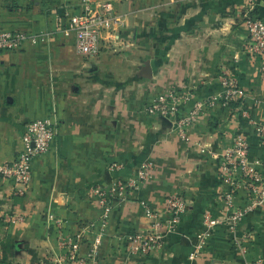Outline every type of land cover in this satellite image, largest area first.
<instances>
[{
    "label": "crops",
    "instance_id": "0c3cea01",
    "mask_svg": "<svg viewBox=\"0 0 264 264\" xmlns=\"http://www.w3.org/2000/svg\"><path fill=\"white\" fill-rule=\"evenodd\" d=\"M76 3L0 0V29L52 33L47 42L0 51V162L18 152L27 121L51 116L55 122L52 142L32 158L26 184L0 176V264H73L59 236L74 239L79 255L87 253L100 213L89 189L132 177L144 162L147 177L113 201L93 264H240L224 224L228 211L215 155L240 133L249 158L264 161V138L251 125L264 124V77L259 60L244 51L242 0H109L121 18L112 38L118 53L105 49L95 56L79 55L58 32ZM252 13L264 20V6L256 4ZM222 68L242 93L228 106L214 100ZM166 88L189 93L177 115L194 102L205 104L185 128L186 139L170 120L143 113ZM112 163L119 167L109 169ZM172 192L186 206L173 231L160 248L130 252L125 236L146 232L152 221L139 202L163 219V198ZM242 195L234 199L238 206ZM204 212L216 222L189 259L205 230ZM48 213L60 229L45 220ZM238 232L247 260L264 264V204L244 216Z\"/></svg>",
    "mask_w": 264,
    "mask_h": 264
},
{
    "label": "built area",
    "instance_id": "2783aa9c",
    "mask_svg": "<svg viewBox=\"0 0 264 264\" xmlns=\"http://www.w3.org/2000/svg\"><path fill=\"white\" fill-rule=\"evenodd\" d=\"M258 4L264 6V0H242V24L247 34L244 46L245 53L251 58L259 60V72L264 77V20L252 13L253 7ZM73 13H64V20L58 32L71 40V45L76 53L82 56H95L112 46V38L121 25V18L113 12L109 0H77ZM51 32L41 31L27 33L20 30L0 29V51H15L25 44L47 42L52 37ZM218 82L220 92L214 100L221 106H228L241 97V91L235 80L225 69L219 72ZM189 93L186 89L166 88L153 95L143 106V113L170 120L174 129L183 138L185 128L191 124L195 116L203 109L200 102H194L184 114L177 115L178 109L188 100ZM214 102L210 101L209 104ZM253 132L264 138V124L251 122ZM55 135V122L51 116L34 118L23 125L20 135V148L10 161L0 162V176L11 180L16 185H24L30 177V163L33 157L46 152ZM217 159L216 177L224 186L220 192V200L228 211L224 224L229 241L240 256V264H258L259 261L250 262L246 258V248L243 234H239L238 226L244 216L256 206L264 204V161L249 158L248 145L245 137L234 133L230 144L223 148ZM119 164L112 163L109 169L118 168ZM261 168V170L259 169ZM150 165L142 163L134 176L118 179L109 187L93 186L89 195L99 207L100 213L96 222V232L93 241L85 255L77 252V243L74 239L62 232L59 236L60 244L65 248L64 258L68 263L93 264L94 255L100 240L101 233L110 215L113 201L124 199L127 190L135 189L144 180L149 172ZM21 193V189H17ZM243 200L238 206L235 204L239 193ZM144 215L151 218V224L146 232H132L125 236L127 248L132 253L147 254L160 248L165 233L172 232L183 212L185 202L179 194L172 192L163 198L165 217H159L157 211L150 210L145 202L140 201ZM16 216L12 220H19ZM45 220L60 229V221L51 213L45 215ZM216 222L208 212L202 215L204 232L199 235V241L188 254L192 259L204 244V237L208 229ZM78 238V236H75ZM264 262V259L261 263Z\"/></svg>",
    "mask_w": 264,
    "mask_h": 264
},
{
    "label": "rangeland",
    "instance_id": "374dc122",
    "mask_svg": "<svg viewBox=\"0 0 264 264\" xmlns=\"http://www.w3.org/2000/svg\"><path fill=\"white\" fill-rule=\"evenodd\" d=\"M119 33V31L118 32H116V34H118ZM117 47V46H116ZM118 48V47H117ZM107 51H110L111 52V54H116V53H118V50L115 48V47H113L112 48V46L110 47V49H106Z\"/></svg>",
    "mask_w": 264,
    "mask_h": 264
}]
</instances>
